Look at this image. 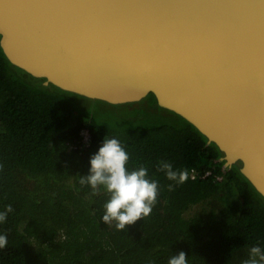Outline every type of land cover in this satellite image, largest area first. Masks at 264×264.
<instances>
[{
  "label": "trees",
  "instance_id": "16d2710c",
  "mask_svg": "<svg viewBox=\"0 0 264 264\" xmlns=\"http://www.w3.org/2000/svg\"><path fill=\"white\" fill-rule=\"evenodd\" d=\"M94 103L0 49V264H264V199L239 164L156 102L116 124Z\"/></svg>",
  "mask_w": 264,
  "mask_h": 264
},
{
  "label": "water",
  "instance_id": "95a60500",
  "mask_svg": "<svg viewBox=\"0 0 264 264\" xmlns=\"http://www.w3.org/2000/svg\"><path fill=\"white\" fill-rule=\"evenodd\" d=\"M95 1L100 8L88 12L65 0L58 15L53 11L50 19H42L37 12L48 0H0L3 55L14 67L42 80L43 86L91 101L122 105L152 95L158 107L214 144L225 168L240 162V174L264 199V169H259L264 157V95L255 93L260 70L264 79V45L259 42L264 35L247 49L230 43L252 40L248 35L256 28L264 31V0ZM170 12L184 14L176 27ZM183 23L207 25L213 31L202 38ZM89 43L91 54L84 58V44ZM165 45L172 53L156 54L155 49ZM146 54L150 58L143 60ZM245 123L248 128H243ZM232 148L243 157L229 156Z\"/></svg>",
  "mask_w": 264,
  "mask_h": 264
},
{
  "label": "bare ground",
  "instance_id": "6f19581e",
  "mask_svg": "<svg viewBox=\"0 0 264 264\" xmlns=\"http://www.w3.org/2000/svg\"><path fill=\"white\" fill-rule=\"evenodd\" d=\"M48 1H50V2H47L46 3V5L40 10V12H37L38 13V18H39V15H40V17L42 18V19H50L51 18V13L53 12V11H56V12H54L53 14H56V15H58V13L57 12H59V10L58 9H60L61 10V8H63V2L65 1V0H48ZM128 1V0H127ZM66 2H72L73 4L72 5H74L75 6V8H77V9H83V7L81 6V5H83L85 8H86V10L88 11V12H92V11H90L89 10V8L90 9H92L93 11H95L94 10V6L96 7V9H98V8H100V6L98 5V3L95 1V0H66ZM5 3V2H4ZM156 5H157V3H156ZM7 7H9V4H6V6H5V9H7ZM15 8V7H14ZM16 8H20V4L19 5H17L16 6ZM21 9L23 10L24 8L23 7H21ZM20 9V10H21ZM57 9V10H56ZM163 9V8H162ZM159 7L158 8H156L154 11H152V13L153 14H158V12H159ZM24 11V10H23ZM26 11V10H25ZM164 11H165V9H163V12L161 13V14H163L164 13ZM86 12V11H85ZM180 13H182V12H180ZM180 13H172V12H170L169 13V20L171 21V23H172V25L174 26V27H176L177 26V22L178 21H180L181 20V18H182V16L184 17V14H180ZM20 14L22 15V11L20 12ZM225 23V22H224ZM221 27L223 26V24H221L220 25ZM225 26V25H224ZM183 27H185L188 31H192V32H194V31H196V32H199L200 34H201V37L203 38L205 35H207V36H210V34H211V32L213 31V29H209L208 28V26L207 25H205L204 27L202 26V25H200V26H192V25H190V24H188V23H183ZM203 27V28H202ZM244 27L245 28H248L249 27V25H244ZM173 33V31H171V34ZM219 33H222V31H219ZM261 33H263V35H264V31L262 32V30L261 29H255L254 31H252L251 33H249L250 35H248V39H251L252 38V40H248V41H244V39H239V40H237V39H235L234 41H231L230 43L231 44H233V45H236V46H239V47H242L243 49H247V45H249V44H252V43H257V42H255V39H257V38H259V36H260V34ZM117 34H118V32H117ZM262 35V36H263ZM118 38V37H117ZM117 38H115V39H117ZM10 39L12 40V39H14V36H12V35H10ZM111 40V35H109L108 37H107V39H106V41H105V43H108L109 41ZM229 41V40H228ZM228 41H226L227 43H228ZM117 42H118V40H117ZM117 42H115V44H117ZM260 44L261 45H264V36L263 37H261V39H260ZM92 45V43H89V44H84V51H85V53H86V55L84 56V58H86L88 55H90L91 54V49H92V47H90ZM221 45L222 44H220V49H221ZM113 46V45H112ZM137 46H138V44H137ZM125 46L124 45H122V48H124ZM197 47V46H196ZM127 48H124V51L126 50ZM156 54H158V55H161V54H163V55H168V54H170V53H172V49H171V47H169V46H167V45H165L164 47H163V49H161V47L159 46V47H157L156 49ZM126 52V51H125ZM75 53H72V55H74ZM263 55V54H262ZM150 58V55L149 54H146L145 55V57H143V60H148ZM184 65V64H183ZM99 71H100V69H99ZM263 71H264V69H263ZM253 75L254 76H256V74H254L253 73ZM261 76H262V70H260L258 73H257V80L255 81V93H257L256 95L258 96V95H264V93H263V88H264V79L262 80H260V78H261ZM192 86H193V84H192ZM188 103H191V101H189ZM187 108H185L184 110H186ZM206 112H207V115H204L205 116V118L209 121V123H210V121H211V117L208 115V112H209V110H206ZM215 122H216V124L220 127V128H222V129H224L225 128V126H224V128H223V126H221L220 125V123H219V121H217V120H215ZM248 126H249V124H244V126H243V128H248ZM238 127V126H237ZM242 128V127H241ZM264 130V129H263ZM225 134H226V132H225ZM232 134H234L233 132H232ZM224 137V136H223ZM225 137H227V136H225ZM237 137V136H236ZM228 141V140H227ZM241 147V146H240ZM240 150V148L238 149V151ZM263 152L261 151V154H262ZM232 154V155H231ZM238 155L239 156H241V157H243V155H242V153H239V154H237L234 150H233V148H232V151L231 152H229V156H233V157H235V158H238ZM253 155H254V153H253ZM253 155H252V157H253ZM252 159H254V158H252ZM239 164H240V162H239ZM241 165V164H240ZM240 165H239V167H240ZM259 169L260 170H262V169H264V157L262 158V162H261V164H260V166H259ZM263 173H264V171H263Z\"/></svg>",
  "mask_w": 264,
  "mask_h": 264
},
{
  "label": "rangeland",
  "instance_id": "374dc122",
  "mask_svg": "<svg viewBox=\"0 0 264 264\" xmlns=\"http://www.w3.org/2000/svg\"><path fill=\"white\" fill-rule=\"evenodd\" d=\"M95 112L99 117H107L112 119L115 124L121 123L122 121H128L133 119L132 115L139 111L140 105L144 107H149L155 105L153 97H145L140 102L127 103L122 105H109L100 101H93ZM150 113L152 114L151 120L163 121L164 123H170L173 121L171 114L162 113L160 109L151 108ZM225 168V167H224ZM198 207H194L190 212Z\"/></svg>",
  "mask_w": 264,
  "mask_h": 264
},
{
  "label": "built area",
  "instance_id": "2783aa9c",
  "mask_svg": "<svg viewBox=\"0 0 264 264\" xmlns=\"http://www.w3.org/2000/svg\"><path fill=\"white\" fill-rule=\"evenodd\" d=\"M84 141H87V138H84ZM190 175H191V178H192L193 174L191 173ZM193 177H194V176H193Z\"/></svg>",
  "mask_w": 264,
  "mask_h": 264
},
{
  "label": "clouds",
  "instance_id": "9594fccd",
  "mask_svg": "<svg viewBox=\"0 0 264 264\" xmlns=\"http://www.w3.org/2000/svg\"><path fill=\"white\" fill-rule=\"evenodd\" d=\"M87 136H88L87 133H84V138H87Z\"/></svg>",
  "mask_w": 264,
  "mask_h": 264
}]
</instances>
